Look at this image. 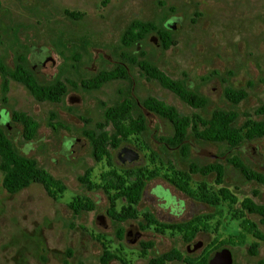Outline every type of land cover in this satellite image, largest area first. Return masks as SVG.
I'll list each match as a JSON object with an SVG mask.
<instances>
[{
  "label": "rangeland",
  "instance_id": "obj_1",
  "mask_svg": "<svg viewBox=\"0 0 264 264\" xmlns=\"http://www.w3.org/2000/svg\"><path fill=\"white\" fill-rule=\"evenodd\" d=\"M65 10L80 12L72 18ZM152 20L171 32L174 42L163 48L152 33L140 42L136 52L153 61L171 78L183 79L187 87L207 99L201 110L181 100L156 80L146 79L132 67L134 96L142 100L148 95L173 105L181 114L199 113L207 116L213 109L237 111V123L246 116L258 119L256 108L264 102V0H0V54L13 67L16 56L24 54L28 66L39 81L60 79L67 91L59 102L38 101L27 88L9 79L6 100L0 91V125L16 149L36 159L66 184L62 197L50 198L38 183L9 194L1 185L0 171V264H102L101 242L108 243L117 258L106 264H148L141 254L140 241L150 240L149 255L175 247L188 259L198 262L206 255L209 244L227 241L218 248L231 252L232 264H264V239L243 232L239 220L229 208L218 206L220 220L217 230L199 231L190 241L179 235L157 233L141 228V218L114 221L106 212L108 200L100 189L87 190L77 180L83 171L92 168V180L106 169L104 161L96 162L84 130L102 119L104 106L114 103L119 89L127 81L112 80L97 90H84L79 82L102 69L112 68L126 53L120 36L131 19ZM133 50V47L130 48ZM244 89L247 95L237 103L224 96V89ZM23 112L38 122L37 132L30 140L23 139L22 126L11 119L12 111ZM148 129L141 136L149 149L166 161L184 168L189 161L206 163L221 161L225 166L222 185L238 198L251 197L264 203V186L247 180L226 157L241 158L252 171L264 175V137L243 141L222 154L224 145L197 142L190 138L188 158L181 162L174 149L163 150L158 136L171 132L170 123L153 112H147ZM53 124L55 128L50 125ZM59 124V125H58ZM107 129H111L108 125ZM130 147L138 158L121 163L117 151ZM131 143L123 142L111 149L117 168L147 166V154ZM215 174H193L191 184L204 179L214 190L219 185ZM257 191L254 196L253 191ZM137 205L140 211L150 210L161 221H180L214 208L189 198L160 177L146 183ZM86 194L95 202V209L73 215L67 203L75 195ZM123 200H118V207ZM238 202L232 205L234 208ZM258 223V215L248 214ZM242 236L235 237L237 232ZM264 235V225L258 223ZM231 241L234 243H228ZM242 241V242H240ZM258 242L256 254H249V245ZM191 242L200 245L189 249ZM216 250L210 252L209 258ZM165 264H191L180 260Z\"/></svg>",
  "mask_w": 264,
  "mask_h": 264
},
{
  "label": "trees",
  "instance_id": "obj_2",
  "mask_svg": "<svg viewBox=\"0 0 264 264\" xmlns=\"http://www.w3.org/2000/svg\"><path fill=\"white\" fill-rule=\"evenodd\" d=\"M65 13L72 18L82 15L80 12L69 10H65ZM152 33L160 39L163 48H167L174 42L171 32L164 26H159L152 20L131 19L120 36V41L127 50L126 53L121 54L120 60L112 68L102 69L80 79L79 84L84 90H97L112 80L127 81V86L118 90L120 95L114 103L104 106L102 119L95 122L92 129L84 130L92 157L96 162L104 161L106 169L100 172L95 181L91 179L92 168L88 167L77 176V180L89 191L100 189L105 193L108 200L106 212L116 222L141 218L139 222L141 228H150L157 233L171 236L179 235L183 241H190L199 231H209L211 228L217 230L220 220L217 218L213 226L211 223L215 214L218 215L221 212L216 207L226 205L229 211L231 209V216L239 220V226L243 232L252 234L258 239H264V235L258 231V223L264 225V203L255 202L248 196L239 201L228 187L222 185L225 174L223 162L199 163L192 160L184 168L177 167L169 160L164 161L156 151L149 149L140 137L148 129L143 108L170 123L171 132L158 136L157 140L161 143L163 150H176L181 162L189 156L190 138L197 142L224 145L222 152L224 155L243 141L264 137V102L255 110V114L259 116L258 119L246 116L240 123H237L238 113L233 109L215 108L207 116H201L199 113L189 116L181 114L175 106L166 104L151 95L142 100L137 99L134 96V81L131 77L132 67H137L146 79L156 80L162 87L171 90L181 100L198 110H201L208 102L203 95L189 89L183 79L171 78L153 61L143 57L141 51L136 52L139 43ZM132 47L133 50H130ZM10 78L22 83L38 101L59 102L67 91L65 82L60 79L48 82L39 81L28 66L24 54L16 56L13 67H9L3 55L0 54V91L3 101L6 100ZM223 93L226 99L234 104L247 95L246 90L231 87H226ZM11 119L22 126L23 139L30 140L35 137L38 128V122L35 119L15 110L11 112ZM50 125L55 128L53 124ZM108 125L111 126L110 130L106 128ZM122 141L129 142L142 151L149 149L146 155L149 164L117 168L110 156V149L118 147ZM225 160L234 166L245 179L257 181L264 186V175L252 171L241 158L231 154ZM0 171L2 172L1 185L9 194H14L32 183L40 184L45 193L54 200L61 198L66 190V184L60 178L39 166L35 158L20 153L1 125ZM212 173L215 174V183L219 185L216 190L212 189L204 179L191 184L193 174L207 176ZM154 177H161L189 198L213 207L214 211L199 213L177 222L161 221L150 210L140 211L137 205L141 200L144 187L147 181ZM256 194L257 191L254 190L253 195ZM121 199L123 203L118 207V200ZM237 202L238 206L233 208L232 205ZM67 206L73 215L93 211L96 207L95 202L86 194L73 196ZM248 214L258 215V223L248 218ZM239 236H242L240 231L235 237ZM226 242L217 241L215 237L207 244L209 250L200 262L188 259L175 247L159 254L149 255L153 242L146 240L139 243L141 254L148 257V264H165L173 260L191 264H208L210 252L222 247ZM228 243L234 244L231 241ZM101 246L100 261L102 264L117 258L108 243L102 241ZM257 247L258 242H252L249 245V254L255 255ZM64 264L68 262L65 260Z\"/></svg>",
  "mask_w": 264,
  "mask_h": 264
},
{
  "label": "water",
  "instance_id": "obj_3",
  "mask_svg": "<svg viewBox=\"0 0 264 264\" xmlns=\"http://www.w3.org/2000/svg\"><path fill=\"white\" fill-rule=\"evenodd\" d=\"M124 150V156L122 160H133L137 157V152L126 148ZM200 244L198 242H193L189 244V249L193 250L194 248H197ZM208 264H232V256L231 252L226 248H221L219 250H216L212 256L208 259Z\"/></svg>",
  "mask_w": 264,
  "mask_h": 264
},
{
  "label": "flooded vegetation",
  "instance_id": "obj_4",
  "mask_svg": "<svg viewBox=\"0 0 264 264\" xmlns=\"http://www.w3.org/2000/svg\"><path fill=\"white\" fill-rule=\"evenodd\" d=\"M66 94V93H65ZM64 97V96H63ZM142 111H143V113L145 114V116H146V119H147V125H148V118H147V110H145V109H143L142 108ZM150 112V111H149ZM141 137V136H140ZM158 141V140H157ZM123 142H125V141H122L120 144H122ZM159 142V141H158ZM127 143H129V142H127ZM160 143V142H159ZM189 143H190V145H191V141H189ZM120 144L118 145V147L120 146ZM117 148V147H116ZM116 148H112V149H116ZM126 148H130V147H121L118 151H117V158H118V160L121 162V163H125V162H127V163H130V162H132V161H134V160H136L137 158H138V152L135 150V149H132V148H130V149H132V150H134V151H136L137 152V157L135 158V159H133V160H131V161H129V160H122V158H123V156H124V150L123 149H126ZM110 156H111V149H110ZM112 157V156H111ZM113 160V159H112ZM200 163V162H199ZM154 178H156V177H154ZM161 178V177H160ZM153 179V178H152ZM152 179H150V180H152ZM150 180H148V181H150ZM164 180V179H163ZM147 181V182H148ZM164 181H166V180H164ZM167 182V181H166ZM168 183V182H167ZM168 184H170V183H168ZM171 185V184H170ZM146 186V185H145ZM145 188V187H144ZM176 189V188H175ZM179 191V190H178ZM143 193H144V191L142 192V195H141V198H142V196H143ZM182 193V192H181ZM153 213V212H152ZM154 214V213H153ZM155 215V214H154ZM156 217V216H155ZM157 218V217H156ZM158 219V218H157ZM181 221V220H180ZM171 222V221H170ZM174 222H177V221H174ZM191 243H193V242H191Z\"/></svg>",
  "mask_w": 264,
  "mask_h": 264
}]
</instances>
